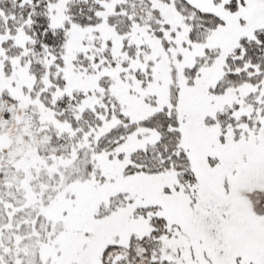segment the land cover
Returning <instances> with one entry per match:
<instances>
[{
    "label": "snow or ice",
    "instance_id": "snow-or-ice-1",
    "mask_svg": "<svg viewBox=\"0 0 264 264\" xmlns=\"http://www.w3.org/2000/svg\"><path fill=\"white\" fill-rule=\"evenodd\" d=\"M0 264H264V0H0Z\"/></svg>",
    "mask_w": 264,
    "mask_h": 264
}]
</instances>
